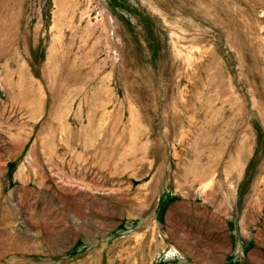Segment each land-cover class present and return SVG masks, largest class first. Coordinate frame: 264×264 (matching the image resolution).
Wrapping results in <instances>:
<instances>
[{
  "label": "rangeland",
  "instance_id": "rangeland-1",
  "mask_svg": "<svg viewBox=\"0 0 264 264\" xmlns=\"http://www.w3.org/2000/svg\"><path fill=\"white\" fill-rule=\"evenodd\" d=\"M0 264H264V0H0Z\"/></svg>",
  "mask_w": 264,
  "mask_h": 264
}]
</instances>
